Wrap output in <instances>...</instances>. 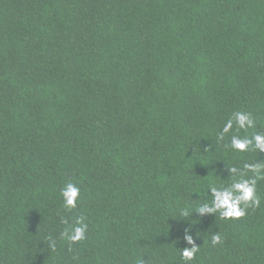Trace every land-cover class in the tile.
I'll list each match as a JSON object with an SVG mask.
<instances>
[{
	"label": "trees",
	"instance_id": "obj_1",
	"mask_svg": "<svg viewBox=\"0 0 264 264\" xmlns=\"http://www.w3.org/2000/svg\"><path fill=\"white\" fill-rule=\"evenodd\" d=\"M257 132L264 0H0V264H264V179L240 218L195 209L264 162L230 146Z\"/></svg>",
	"mask_w": 264,
	"mask_h": 264
},
{
	"label": "clouds",
	"instance_id": "obj_2",
	"mask_svg": "<svg viewBox=\"0 0 264 264\" xmlns=\"http://www.w3.org/2000/svg\"><path fill=\"white\" fill-rule=\"evenodd\" d=\"M234 123L238 129L244 130L255 126V121L250 113L244 111L234 112L232 118L224 123L218 134V139L223 140L225 135L233 130ZM230 146L239 152L248 151L251 147L258 152L264 153V133L257 132L251 136L246 135L243 137L232 135L230 137ZM228 170L230 175H240L241 178L234 179L227 186H210L211 202H204L195 207L200 215L218 212L223 219L240 218L246 215L249 206H260L261 201L257 195V181L264 179V162L244 163L242 168L233 165L229 166ZM245 170L251 172L253 175L243 178ZM60 195L63 198L65 208H76L80 199V188L76 184L69 182L61 188ZM191 210L182 211L181 215L187 216ZM63 222L67 224V221ZM87 231L88 225L81 216L75 219L72 226L65 228L61 236L70 244H75L86 239ZM185 239L192 246L182 248L181 256L185 260L191 261L198 252V247L193 244L191 235L186 234ZM220 239L218 233L214 234L212 236V243L215 245L220 242ZM50 247L55 248V241L50 242Z\"/></svg>",
	"mask_w": 264,
	"mask_h": 264
}]
</instances>
